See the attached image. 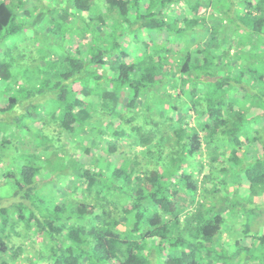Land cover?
<instances>
[{"label":"trees","instance_id":"obj_1","mask_svg":"<svg viewBox=\"0 0 264 264\" xmlns=\"http://www.w3.org/2000/svg\"><path fill=\"white\" fill-rule=\"evenodd\" d=\"M0 81V264H264V0H0Z\"/></svg>","mask_w":264,"mask_h":264},{"label":"rangeland","instance_id":"obj_2","mask_svg":"<svg viewBox=\"0 0 264 264\" xmlns=\"http://www.w3.org/2000/svg\"><path fill=\"white\" fill-rule=\"evenodd\" d=\"M40 13L41 11L38 12H33L31 16H29L31 19L36 20V19H44V15H42L40 17ZM29 21V20H28ZM42 22H34L33 24L29 23L31 26H29L28 24L23 25L20 33H18V35H15L14 37H12L11 41H9V43H7L6 46H8L10 48L9 52L12 55L11 57H13V64L14 67L16 68V66H19V68H21V70L25 71L24 73L26 74L25 76V80L28 79L30 81V87L34 85V87H39V86H46L47 84V80L52 77L50 76V74H52L54 72V67L50 64V66L46 67L44 63H42L41 60H39V58H41L44 55H48L51 56L53 54V52L50 51V49H48V47H42V48H36L35 50H33L34 45L41 43V39L39 36V33L42 35L41 30H42V26H41ZM82 38H79V44ZM32 41L31 44H27L25 45V49H22L23 46H21L20 42H26V41ZM57 41V36L56 39ZM60 40V39H59ZM51 41L54 42V39H52ZM76 40V42H78ZM83 42V41H82ZM83 47L85 42L82 43ZM56 50V49H55ZM48 51V52H47ZM18 57V58H17ZM48 63V61H46ZM54 82H56L55 79H53ZM17 88L18 86H15L14 84H12L11 82H7V81H0V91H2V93H4L6 91V89L11 90L13 94L17 93ZM4 99V101H3ZM0 101H3L2 103L0 102V106H4L6 104V98H4L3 96L0 95ZM50 111V110H49ZM46 112H44L45 114ZM8 114L10 115H14V112H11V110H8ZM49 114V113H47ZM15 131V132H14ZM20 131V130H19ZM19 131L15 130L13 125H9L7 127H5V129L2 131L1 133V137L6 135L9 137H13V136H17V133H19ZM22 133H26V129H23ZM99 141L101 140L103 143L106 141V138H102L99 137L98 138ZM96 142V141H94ZM21 144L19 143H14L10 149L13 150L15 152V149L19 151H22V148L20 147ZM18 149H17V148ZM9 149V148H8ZM6 155L8 156H4V154L2 153V149H0V162L3 163V166L6 168H12L11 170L16 171L18 167L23 165V160L13 157V156H9L7 153ZM64 164L67 163V158H64ZM62 169H63V165H62ZM53 182H47V184H45L43 187L46 188L48 190L49 195L51 196V198H56L59 193V189L60 186L57 183V180L52 178ZM41 186V190L40 192H42V190L44 189ZM24 223H20L19 228L17 229L19 231V235L16 234V239L17 241L21 242H25V244H29L31 242H35L37 243V240L34 239V236L32 235V232L28 235V237H24L25 236V231H24ZM261 231L264 232V227L261 228ZM40 246V245H38ZM160 264V263H159Z\"/></svg>","mask_w":264,"mask_h":264}]
</instances>
